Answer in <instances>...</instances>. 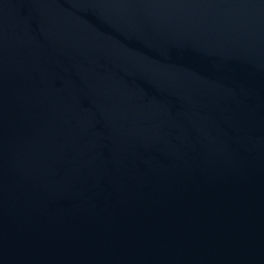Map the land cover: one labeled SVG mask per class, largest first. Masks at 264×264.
Wrapping results in <instances>:
<instances>
[{"label": "water", "instance_id": "1", "mask_svg": "<svg viewBox=\"0 0 264 264\" xmlns=\"http://www.w3.org/2000/svg\"><path fill=\"white\" fill-rule=\"evenodd\" d=\"M0 264H264V0H0Z\"/></svg>", "mask_w": 264, "mask_h": 264}]
</instances>
